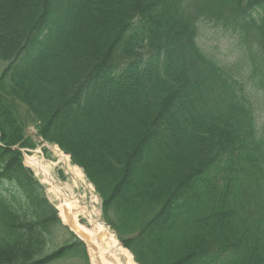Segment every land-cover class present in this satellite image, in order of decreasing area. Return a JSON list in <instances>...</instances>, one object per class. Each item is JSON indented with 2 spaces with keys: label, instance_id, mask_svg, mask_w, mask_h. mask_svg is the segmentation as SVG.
<instances>
[{
  "label": "trees",
  "instance_id": "1",
  "mask_svg": "<svg viewBox=\"0 0 264 264\" xmlns=\"http://www.w3.org/2000/svg\"><path fill=\"white\" fill-rule=\"evenodd\" d=\"M209 20L232 61L198 41ZM263 119L264 0H0V264H89L15 148L31 124L138 263L264 264Z\"/></svg>",
  "mask_w": 264,
  "mask_h": 264
},
{
  "label": "bare ground",
  "instance_id": "2",
  "mask_svg": "<svg viewBox=\"0 0 264 264\" xmlns=\"http://www.w3.org/2000/svg\"><path fill=\"white\" fill-rule=\"evenodd\" d=\"M28 162L38 168L43 179L55 191L56 199L59 201L57 208L64 223L69 224L86 241L89 256L94 264H96L97 258L101 259L102 264H136L129 249L119 243L116 235L101 221L99 210L96 208V199L92 196L89 199L92 188L80 168L74 167V177L77 182L84 185L88 194H75L74 190L68 191L63 188L54 178L51 168L48 165H43L36 156L29 157ZM81 215L85 216L91 225L93 224L92 228L80 222ZM88 235L92 238L90 239Z\"/></svg>",
  "mask_w": 264,
  "mask_h": 264
},
{
  "label": "rangeland",
  "instance_id": "3",
  "mask_svg": "<svg viewBox=\"0 0 264 264\" xmlns=\"http://www.w3.org/2000/svg\"><path fill=\"white\" fill-rule=\"evenodd\" d=\"M66 5L61 4L60 6L64 7ZM205 31H206L205 36H204L205 37V44L207 45L208 48L212 49V51L214 53H218V54L221 53V55L223 57L230 59V58L234 57L238 53V51L240 50V46H238V44L236 43L235 35H233V34L231 35V33H228L229 31L227 32V30L224 29L223 27L220 26L218 28V26L215 25L214 23H210L208 25V30H205ZM99 99L104 100L105 104L109 100L108 96L106 97V95L103 97L102 96L99 97L98 100ZM263 123H264V119H263ZM32 132H35V129L31 125V127L29 128V133L32 134ZM36 142H37V140H36ZM43 154L48 159L47 160L45 158L46 159L45 162L53 167L52 168V174H53L54 178H56L58 180V183L63 188L67 189L68 191L74 190L75 194L79 193L78 192L79 188H83L84 191L87 190L81 182L76 181V179L74 177V169H75L74 166H71L70 164H68V160L66 159V157L61 155L58 150H56L54 148H51V149L45 148L43 150ZM40 156H42L41 153H40ZM41 158H43V156ZM49 160H51V161H49ZM33 170H34L36 178L39 179V181L44 185L45 189L47 190L48 199L53 203V205L57 209V205H58L59 201H58V199H56L55 191L50 187V185L46 182V180L43 179L42 174L39 173L37 168H35V169L33 168ZM86 181L89 183L87 178H86ZM199 189H201V187H199V188L197 187L194 190V192L198 193ZM91 196L94 199H96V203H97L96 208H97V210H99L100 217L102 219V210H101V202L102 201L97 196L95 189L92 191L91 194L89 193V199L91 198ZM208 206L212 207L211 205H208ZM196 212H197L196 207L194 206V208L192 210H190L187 214H182L180 216H177L176 218H177V220H181V221H183L184 219L192 220V219H194V216L197 215ZM80 222H83L84 225H87L90 228H92V226H93V224L91 225L90 222H88V220L86 219V217L82 216V215L80 217ZM60 237L61 238L59 240L62 241L63 238L64 239L67 238V235L65 237H63V234L60 233ZM160 255H162L161 261L162 260L165 261V259L172 258V256H170V255H172V252H170V251L164 252L163 254L161 253ZM60 264H84V263H82L81 260H78L76 258H71L69 260H65V261L61 262Z\"/></svg>",
  "mask_w": 264,
  "mask_h": 264
},
{
  "label": "water",
  "instance_id": "4",
  "mask_svg": "<svg viewBox=\"0 0 264 264\" xmlns=\"http://www.w3.org/2000/svg\"><path fill=\"white\" fill-rule=\"evenodd\" d=\"M100 264V263H99Z\"/></svg>",
  "mask_w": 264,
  "mask_h": 264
}]
</instances>
